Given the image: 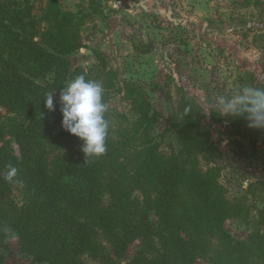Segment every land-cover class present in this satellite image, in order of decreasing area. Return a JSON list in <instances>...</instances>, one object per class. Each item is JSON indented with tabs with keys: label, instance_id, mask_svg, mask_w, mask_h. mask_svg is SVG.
Returning <instances> with one entry per match:
<instances>
[{
	"label": "trees",
	"instance_id": "obj_1",
	"mask_svg": "<svg viewBox=\"0 0 264 264\" xmlns=\"http://www.w3.org/2000/svg\"><path fill=\"white\" fill-rule=\"evenodd\" d=\"M41 1L36 13L30 0H0V105L13 115L6 125L0 113V248H8L14 232L19 251L33 264H87L85 254L102 264H195L204 258L211 264H248L252 257L264 264V230L235 239L224 228L225 220L242 215L244 205L227 199L213 165L221 149L191 99L181 97L170 121L175 152L163 156L145 140L124 157L122 141L113 139L109 126L106 153L85 158L83 142L61 126L58 95L76 76L90 79L81 67L70 72L66 55L85 46L81 27L103 7L92 0L89 11L74 12L60 0ZM53 90L55 110L48 111L43 98ZM124 90L137 116L136 132L144 131L157 113L141 87L129 82ZM212 118H225L229 135L252 140L262 135L264 143V129L248 128L243 117L213 112ZM200 159L212 165L202 169ZM8 165L19 170L22 206L3 179Z\"/></svg>",
	"mask_w": 264,
	"mask_h": 264
},
{
	"label": "rangeland",
	"instance_id": "obj_2",
	"mask_svg": "<svg viewBox=\"0 0 264 264\" xmlns=\"http://www.w3.org/2000/svg\"><path fill=\"white\" fill-rule=\"evenodd\" d=\"M40 13L44 2L30 0ZM103 12L81 27L85 46L66 55L70 72L83 68L91 80L104 88L112 137L122 141L124 157L145 140L157 145L167 156L177 150L170 128L182 96L198 107L202 126L220 147L215 161L218 181L232 203L243 202L242 215L224 221L235 239H245L264 219V143L241 135H229L226 119L215 122L210 103L219 94H231L241 86H264V0H97ZM64 9L90 10L92 0H60ZM145 51L147 52H143ZM96 53H99L97 55ZM48 74L46 80H51ZM46 80L34 79L36 82ZM67 81L65 85L68 83ZM133 82L146 93L157 113L144 131L136 132V114L126 98L124 87ZM60 95V94H59ZM58 95V102L59 101ZM2 120L8 125L13 115L0 105ZM220 114V113H219ZM225 117V116H221ZM16 156L18 146L11 135ZM1 144V143H0ZM200 159L202 169L210 167ZM9 183L11 198L25 202L22 187ZM134 195L140 197V192ZM152 220L156 217L152 214ZM8 248H0L2 264H33L19 251L17 234H8ZM129 245L125 257L137 248ZM87 264H102L85 254ZM252 257L248 264H262ZM195 264H211L198 259Z\"/></svg>",
	"mask_w": 264,
	"mask_h": 264
},
{
	"label": "clouds",
	"instance_id": "obj_3",
	"mask_svg": "<svg viewBox=\"0 0 264 264\" xmlns=\"http://www.w3.org/2000/svg\"><path fill=\"white\" fill-rule=\"evenodd\" d=\"M53 91L43 98L48 111L55 110ZM61 126L69 134L79 138L86 157H100L107 151L106 138L109 122L106 119L108 105L104 102V88L99 81L78 75L60 91ZM210 109H218L219 115L230 118L243 117L250 129H264V86L243 85L231 94H219L210 103ZM190 108L184 109V115ZM86 162V159H85ZM18 168L8 165L3 179L23 187L18 179Z\"/></svg>",
	"mask_w": 264,
	"mask_h": 264
}]
</instances>
